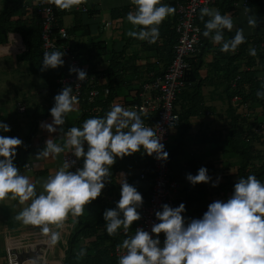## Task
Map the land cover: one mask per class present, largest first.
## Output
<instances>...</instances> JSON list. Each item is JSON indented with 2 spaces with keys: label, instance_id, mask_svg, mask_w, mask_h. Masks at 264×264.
I'll return each mask as SVG.
<instances>
[{
  "label": "clouds",
  "instance_id": "obj_1",
  "mask_svg": "<svg viewBox=\"0 0 264 264\" xmlns=\"http://www.w3.org/2000/svg\"><path fill=\"white\" fill-rule=\"evenodd\" d=\"M46 2L60 10H71L86 5L88 0ZM131 3L134 11L127 13V21L132 28L127 35L149 44L156 43L160 38L159 26L175 13V7L163 0H131ZM205 17L208 19L204 20ZM199 18L204 20L202 35L218 45L221 52L234 53L244 43L246 37L242 28H236L231 38L225 37V31L232 32L235 27L230 14L201 7ZM247 24L255 28L256 17L248 15ZM65 54L61 50L43 52L40 70L62 66ZM249 54L254 56L256 50L249 49ZM72 72L76 73L79 81L88 76L85 70L75 66H70L69 73ZM256 95L264 98V90L258 89ZM53 99L54 105L49 109L52 121L42 122L41 127L50 133H62L66 142L60 145L49 138L36 156L55 158L67 149L77 159L82 158V166L71 171L69 169L76 161L65 159L63 165L42 182L43 191L38 194L36 184L21 174L14 164L16 146L21 145L22 140L16 136L0 135V201L11 195L22 205L28 202L16 219L25 225L38 227L48 237L49 243L55 245L61 238L58 229L69 214L79 217L85 205L101 194L110 176V166L117 158L143 150L156 159L166 160L168 153L160 135L145 125L140 114L142 110L115 103L103 116L86 118L82 126H72L65 132L66 116L76 109L79 99L70 85L64 86ZM8 131L10 126L0 120V133ZM186 179L192 185L211 182L215 186L220 178L213 181L207 168L201 166L195 175L187 173ZM120 184L116 207L102 213L109 236L120 230L128 233L133 221L141 215L137 211L143 203L141 193L126 179ZM167 203L155 211L158 222L152 224L150 232L138 227L137 223L135 233L123 239L120 247L126 251L118 257L117 264H264V181L255 174L239 177L232 194L226 200L209 203L199 219L187 220L182 216L186 211L183 202L175 207ZM160 233L164 235L162 243Z\"/></svg>",
  "mask_w": 264,
  "mask_h": 264
},
{
  "label": "crops",
  "instance_id": "obj_2",
  "mask_svg": "<svg viewBox=\"0 0 264 264\" xmlns=\"http://www.w3.org/2000/svg\"><path fill=\"white\" fill-rule=\"evenodd\" d=\"M178 1L179 0H163L164 3L174 7ZM234 1L231 9L227 8L226 0H218L209 7L211 9H218L222 14H230L232 16L235 27L232 32L225 31V37L231 38L236 28H242L246 38L264 41V0H247L246 6L241 4L235 5ZM82 6H86L88 11L71 10L68 13L64 12L61 21L65 28L73 25L76 18L79 21L78 26L69 37L71 40L70 43L77 41L79 45L85 47H92V43L95 46V49L84 53V56L88 59H81L85 71L94 78V82L100 89L108 87L111 81L112 85H114V100L117 102H127L131 100L130 98L138 97L141 84L146 81H151L153 77L162 73L168 65L169 61L166 63L167 50H169L171 45L173 46L176 39V36L173 34L172 40L169 37V34L173 31L175 13L167 17L161 23V25L164 23L167 24V30L164 31L160 28V38L154 43L155 45L153 44V47L148 48L149 43L146 41H140L127 35L128 30L132 28V25L127 21V13L129 11H134V5L131 3V0H88L87 4ZM245 9L249 11L246 12ZM112 12L115 13V15H112ZM66 14L70 15L68 16L69 19L65 16ZM248 15L256 17L257 25L255 28L247 24ZM23 18H32V13H24ZM200 19L201 18H199V20ZM206 19H208V17L204 18V20ZM64 20H68L70 24H65ZM108 20L111 21L109 25L106 24ZM204 20L201 19L203 23ZM136 30H138V28ZM203 30L204 27L201 28V32H203ZM203 39L207 40L208 45L204 49H201L203 54L201 57V66L198 70V77L202 82L200 90H194V87H192L194 83H190L188 87L185 88L186 91L179 95L178 103H180V106H186V102L189 105L194 104L193 97L199 95L202 98L199 105L205 108L204 112H200L195 116H189L188 125L185 130H183L182 127L172 129L166 147L174 148L177 146L178 151H176L174 155L176 169L180 167V171L183 170L185 164L193 160L197 169L201 166L207 168L208 174L213 181L219 177L218 184H220L221 182H225L227 178L232 177V179H234L237 166L239 165V157L232 154L229 147L225 144V134L229 127L232 111H234L235 114L240 111L229 98V90L227 87L230 82V76H227V70L225 69V66L228 65V61L220 57L219 52L221 51L218 45L214 44L208 37H203ZM201 51L199 50V52ZM18 55L19 54H1L0 56L12 58V65H15V67L18 66L16 69H23V66L17 61L16 56ZM113 58L116 59L117 65L116 68L114 65V69L110 70V77H108V64L114 60ZM194 61H198V52L188 57V62L190 64L189 69L192 67V64H194ZM112 62L115 63V60ZM245 62V58L236 62L239 66L238 71L247 68ZM234 64L230 63L228 66H233ZM12 65L10 63L8 70L4 66L0 67V70L7 76L4 77L6 81L3 84L1 82L3 75L0 76V114L9 120V125L13 130L18 131L16 134L26 133L32 123L29 118L30 116L24 114L25 111L31 108L33 114L37 109L39 110L38 105L44 108L43 111L37 112L38 121L36 123L35 132L30 138L29 153L25 157L23 164L17 165L21 174L28 176L36 184V191L39 194V192L43 191L42 182L62 166V156L70 151L65 149V152L58 154L55 158H38L36 156L44 147L47 139L50 138L54 143L64 145L66 137L60 132L50 133L45 128L41 127L42 122L51 123L52 117L49 109L54 105V99L50 98L44 82L37 76L20 74L19 70L15 73V71L12 70V68L15 67ZM17 79L19 86L14 89L12 86ZM34 81H38L37 87H33L32 83ZM34 88L39 89V91H36ZM3 89H6L8 95L13 96V99L8 100L3 93ZM17 89H20V91ZM194 92H197L195 96L192 95ZM17 98L19 99L17 100ZM16 100L17 109L14 104L13 109L7 108L9 103ZM21 105L25 106L23 114H19L18 112V107ZM253 107L256 113L251 120L255 118L259 121L264 119V103L254 104ZM82 109V105L78 103L76 109L66 116L65 124L63 125L65 132L70 127L77 126V119L79 115H81ZM22 116H25V119H22V126L18 127L16 121L21 119ZM56 127L59 128L60 126ZM182 132L183 135H181ZM0 135L5 134L0 133ZM203 137L207 140L202 141ZM260 144L261 143H256L254 148H262L259 146ZM21 156V153H17L14 160L20 162ZM82 163L83 160L80 158L79 167L82 166ZM139 172L140 171L137 169L117 171L112 175L110 172V176L105 182V187L102 189L101 194L95 198V200L85 205V210L81 215L87 218L90 209H97L104 200L114 201L116 203L120 198V181L123 179H126L129 184L134 185L140 193L144 192L142 188L144 183H139L140 186L136 180V176L139 175ZM218 184L213 186L211 182L204 183L205 189L208 191H214ZM109 189L111 190L109 191ZM171 198L172 200L170 203L172 204L176 203L178 200L183 201L185 199L183 194H180L179 191L172 194ZM27 203L28 202L22 205L19 203L18 199H13L11 195L0 201V236L5 230L27 229L31 227V225H25L16 219L18 212L25 207ZM186 206L185 204L186 211L184 213H187L190 209ZM74 218L75 217L69 214L62 227L58 229L61 238L55 244L52 256H58L60 253L64 254L66 241L72 230ZM80 244L83 246L87 245L88 240L85 239L81 241ZM57 247L59 249L58 252H56Z\"/></svg>",
  "mask_w": 264,
  "mask_h": 264
},
{
  "label": "trees",
  "instance_id": "obj_3",
  "mask_svg": "<svg viewBox=\"0 0 264 264\" xmlns=\"http://www.w3.org/2000/svg\"><path fill=\"white\" fill-rule=\"evenodd\" d=\"M217 1L218 0H216L213 4H215ZM226 1L227 8L231 9V7H233L232 3L234 0ZM53 6L55 15L57 17V27L54 29L56 33L58 28L63 27L61 17L64 15L65 10H60L57 9L55 5ZM27 12L32 13V18H23L24 13ZM112 15H115V13L112 12ZM196 22L200 26V29L204 27V23L201 21V19L199 20L198 18ZM78 24L79 21L76 18L73 25L65 28L67 32V38H61L59 37V35H56L55 41L58 45H69L70 51L72 53H75L76 57L81 62L82 58L88 59L84 56V53L95 49V46L92 43V47H90V49L88 46L85 47L79 45L77 41H75L74 43H70L71 40L69 39V37L72 35L73 30L76 29ZM160 28L166 31L167 24L164 23L160 25L159 29ZM9 32H18L21 35L25 45V51L16 56L17 61L21 64V66H23V69L17 70L20 71V74L39 77L44 82L50 98L53 99L54 95L59 93V91L63 88L59 83L56 82V79L68 74L69 68L66 64H63L62 66H58L56 68H48L44 71L40 70L42 53L45 52L41 47V21L40 16L36 12V7L31 4L29 0H0V43L6 41L7 34ZM172 34L176 36L174 31H172L171 34H169L171 40ZM203 37L204 36L201 32L202 43L199 48L200 51L208 45L207 40H204ZM255 41L259 40L246 38L244 43L239 45L234 53L219 52L220 57L225 58L228 61V65L230 63L234 64L240 59H246L245 64L247 68L244 70L238 71L239 66L237 63L233 66H225V69L227 70L226 74L227 76H230V82L227 88L229 90L230 99L235 93H238L242 97L241 101H248L252 106L258 103H264L263 98H258L256 95L258 89L264 90V49L261 51L256 50V54L254 56L249 54V49L252 48V44ZM151 47H153V44H149L148 48ZM199 50L198 61H194L192 67L189 70H186L184 74V81L186 83L185 88H187L190 83H194V86H192L194 87V90H200L202 82L199 80L198 70L201 66V57L203 52H199ZM48 51L51 52L53 50ZM172 56L173 46L171 45L169 47V50H167L166 63L168 61V64L170 63V61L172 60ZM113 59L115 60V63H113L112 61L114 60H112L108 64V77H110V70L114 69V65L116 68L117 65L116 59ZM17 67L18 66H16L15 68ZM93 83L96 85L95 82ZM113 86L114 85H112V82L110 81L107 87L109 93L105 97H97L92 103H79L82 105L83 109L81 115H79L77 119V127L82 126V122L86 118L92 116H103L106 111L109 110V103L115 99ZM185 88L182 89L181 93H184L186 91ZM88 89L89 87H85V90ZM196 93L197 92H194L192 93V95L195 96ZM178 97L175 101V111L179 116V122L176 127H182L183 130H185L188 125V117L192 115H198L200 112L203 113L205 108L199 105L202 101V98L199 95L193 97L194 104L189 105L186 102V106L179 105L180 103H178ZM130 99L131 102H118H121L123 104H138L137 97ZM235 106L238 107V105ZM37 112L38 109L36 112L31 114L32 125L28 128L27 132L24 133L25 144L16 146V155L17 153L22 154L20 162L14 160V164L16 166L23 164V162L25 161V157L29 153V139L35 132L36 123L38 121ZM150 118L151 117L145 116L143 119H147V123H153ZM0 120L9 125V120L1 114ZM257 121H259L257 120V118H255L254 120H251V118L247 117L240 118L238 112L237 114H235L234 111H232L229 127L227 128L225 134V144L229 147L232 154L239 157L240 161L239 165L237 166L234 179H232V177L227 178L225 182H221L217 185L214 192L205 189V185L203 182L192 185L186 179L187 173L195 175L198 170L193 160H190V162L186 163L183 170L181 171L180 167L177 169L175 168L174 155L176 154V151H178L177 146L174 148H168L166 147V143L165 150L168 153L166 162L170 168V176L172 179L178 182V184L180 185L178 191L185 197L183 201L178 200L176 203L172 204L169 202L167 204H169V206L171 207H175L178 206L179 203L183 202L187 205L186 207L190 209L187 213H182V216H184L187 220H190L192 218L199 219L202 217L203 212L207 210V205L209 203L213 202L214 200H218L221 197H224V195L226 194L228 197L232 194L233 185L239 177H246L248 174L252 173L255 174L259 180L264 181V134L258 135L252 129L253 123H256ZM4 134L9 137L15 136L16 130H13L10 126V131ZM181 135H183V132L181 133ZM206 140L207 139L205 137L202 138V141ZM256 143H261L259 146H261L262 148H254L256 146ZM84 147L86 150L87 144ZM151 162V156L145 154L143 150H141L139 152L126 155L123 158H117L115 163L110 166V172L112 175L117 171H127L130 169H137L138 171H140L144 168H150ZM150 176L151 175H148L146 179H140L139 175L136 176L137 178L135 177L138 184L144 183V186L142 187L144 189V192L141 193L143 203L148 202V194L151 188ZM110 190L111 189H109V191ZM114 207H116V203L114 201L104 200L103 203L100 204V207H98L97 209H90L89 216L87 218L82 215L74 218L72 230L69 234V237L67 238L66 247L64 249V264H117L119 256L114 254V247L117 245H121L124 238L135 233L138 220L133 221L128 233L125 234L121 230L116 235L109 236L105 231V221L103 219L102 213L105 209ZM159 237L162 243L164 239L163 233H160ZM85 239L88 240V244L83 246L80 244V242L84 241Z\"/></svg>",
  "mask_w": 264,
  "mask_h": 264
},
{
  "label": "built area",
  "instance_id": "obj_4",
  "mask_svg": "<svg viewBox=\"0 0 264 264\" xmlns=\"http://www.w3.org/2000/svg\"><path fill=\"white\" fill-rule=\"evenodd\" d=\"M36 7V12L40 16L41 21V47L44 51L61 50L66 54L63 56L67 61V66H75L84 69L80 60L75 53L70 51L69 45H58L56 43V35L61 38H67V32L64 27H57V17L55 15L54 6L48 4L46 0H29ZM216 0H184L175 6V20L173 23L176 41L173 45V56L165 70L153 77L151 81L141 84L138 92V104L121 103L112 100L108 108L112 104L118 103L127 108L135 107L140 111L142 119L151 117L153 123H147V119H143L145 125L154 129L157 135H160L164 146L166 145L170 131L178 125L179 116L175 111V101L182 89L185 88L184 74L189 70V62L187 57L198 52L202 40L201 29L196 21L200 17L201 7H210ZM247 0H237L235 5L241 4L246 6ZM50 9V10H49ZM86 6L74 7L72 11H87ZM71 10H65L70 12ZM111 24L110 21L106 22ZM255 50L264 49V41H255L252 44ZM25 51V45L21 35L18 32H9L7 40L0 43L1 54H20ZM62 87L70 85L73 87V94L79 99V103H92L97 97L106 96L109 93L107 87L97 88L93 83L94 78L88 75L84 81L76 78V73H68L56 79ZM91 86V87H90ZM85 87H89L85 90ZM233 87V84H232ZM240 94L235 93L231 97L234 105H238L240 118H253L255 109L248 101H241ZM264 102V98H263ZM23 105L18 107V112H24ZM153 117V119H152ZM252 129L259 135L264 134V119L257 121L252 125ZM152 158L151 167L144 168L139 172L140 179H146L150 176L151 189L148 195V202L139 206L140 218L138 219V227L150 232L153 223L158 222L154 215L156 210L161 209L163 203L169 202L172 194L176 193L180 187L178 182L171 178L170 168L166 160ZM73 161L75 164L69 169L75 171L79 167V159L71 152L62 156V162ZM65 243V241H64ZM55 245L48 241V237L43 234L38 227L31 226L27 229L5 230L0 236V254L5 257L6 264H64V254L52 256ZM126 250L120 245L114 247V254L120 256ZM24 255L23 257H19ZM20 258V260H18Z\"/></svg>",
  "mask_w": 264,
  "mask_h": 264
},
{
  "label": "rangeland",
  "instance_id": "obj_5",
  "mask_svg": "<svg viewBox=\"0 0 264 264\" xmlns=\"http://www.w3.org/2000/svg\"><path fill=\"white\" fill-rule=\"evenodd\" d=\"M68 19H69V17L68 16H70L69 14H66L65 15ZM64 23L65 24H70V22H68V20H64ZM12 61H13V59L12 58H10V57H7V56H0V67H5L7 70L9 69V67H10V63H11V65H12ZM65 63L67 64L68 62L67 61H65ZM64 63V64H65ZM12 66H14L15 67V65H12ZM2 69V68H1ZM12 70H14L15 71V73H17L18 72V70L16 69V68H12ZM1 75H3L2 76V80H1V82H2V84L6 81L5 79H4V77H7L6 75H5V73L2 71V70H0V76ZM27 76H30V75H27ZM33 76V75H32ZM39 78V77H38ZM20 79V78H19ZM40 79V78H39ZM0 82V83H1ZM7 84V83H6ZM32 85H33V87H37V85H38V81H34L33 83H32ZM19 86V83H18V79H17V81L13 84V86H12V88H14V89H16L17 87ZM21 87V86H20ZM36 91H39V89H37V88H34ZM17 90H19L20 91V89H17ZM3 93H4V95L6 96V98L8 99V100H11V99H13V96H11V95H8V92L6 91V89H3ZM19 98H17V100H18ZM17 100L16 101H13V102H11V103H9V105L7 106V108H12L13 109V104H14V106L16 107V109H17ZM14 107V108H15ZM38 108H39V110L38 111H43L44 110V108H42V106L41 105H38ZM32 109L31 108H28L27 109V111H25V113L24 114H26V115H29L30 117V119H31V114H32ZM22 113V114H23ZM20 114V113H19ZM22 119H25V116H22V118L21 119H19V120H17L16 121V124H17V126L18 127H21L22 126V122H23V120ZM16 132H18L17 130H16ZM171 132V131H170ZM16 137H18V138H20L21 140H22V144L21 145H23V144H25V138H24V133H18V134H16L15 135ZM29 142H30V139H29ZM30 154H31V151H30ZM60 161H61V158H60ZM61 164H62V161H61ZM63 165V164H62ZM213 191V190H212ZM214 192V191H213ZM218 196V195H217ZM220 197V196H219ZM228 198V196H227V194L226 195H224V197H221V198H219V200H226ZM58 246H59V244H58ZM58 247L56 248V252H58ZM0 264H6V259H5V257H3V256H1V254H0Z\"/></svg>",
  "mask_w": 264,
  "mask_h": 264
},
{
  "label": "water",
  "instance_id": "obj_6",
  "mask_svg": "<svg viewBox=\"0 0 264 264\" xmlns=\"http://www.w3.org/2000/svg\"><path fill=\"white\" fill-rule=\"evenodd\" d=\"M24 255H21V256H19V257H23ZM18 260H20V258L18 259Z\"/></svg>",
  "mask_w": 264,
  "mask_h": 264
}]
</instances>
